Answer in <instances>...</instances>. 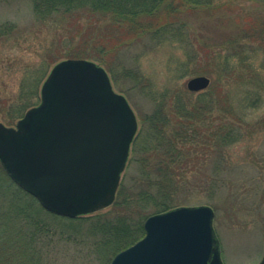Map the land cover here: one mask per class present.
I'll list each match as a JSON object with an SVG mask.
<instances>
[{"label": "rangeland", "instance_id": "1", "mask_svg": "<svg viewBox=\"0 0 264 264\" xmlns=\"http://www.w3.org/2000/svg\"><path fill=\"white\" fill-rule=\"evenodd\" d=\"M178 2L175 0L174 4ZM32 3V0H0V28L5 26L11 34L8 40H0V123L16 125L18 121L10 123L8 119L19 106L21 83L33 78L35 69L46 67L44 61L48 56L60 57L70 49L104 50L111 70L91 61L106 69L114 90L126 97L138 120L120 185L125 183L140 190L144 187L141 183L148 185L153 180L158 183L155 170L161 155L149 145L144 121L157 111L170 119L178 115L181 107L193 109L199 98L207 100L210 87L213 94L226 92L242 120L215 112L206 121L204 113L203 122L193 125L194 129L202 130L199 136L187 141L178 139V150L187 165H182L181 185L172 200L176 208L209 206L214 210L213 226L224 264H259L264 255V87L260 88L263 99L246 107V94L259 89L241 84L237 73L225 77L218 70L229 43L245 46L240 48L244 53L251 50L250 45L256 47L251 42L257 43L258 30L264 28V0H211L208 8L179 11L168 17L165 11L142 21L145 26L167 21L176 23V27L184 24L188 36L182 38L171 35L154 38L84 11L40 21L34 16ZM174 32L177 34V30ZM253 55L257 65L263 63V52ZM233 60L237 61L235 57ZM193 68L210 69L214 74L189 75ZM196 76L211 79V85L202 94L187 88L189 79ZM216 104L219 108L224 106L223 102ZM174 121L166 125L168 133L175 127ZM221 124L233 129L235 135V142L223 149L207 136L211 127ZM151 190L156 194L155 186ZM139 204L143 209L145 203ZM147 207L143 211L149 216L159 214L153 206ZM126 208L121 207L119 212ZM43 218L54 229L46 248V264L108 263L95 252L93 238L86 239L80 229L63 227L65 219L51 215Z\"/></svg>", "mask_w": 264, "mask_h": 264}, {"label": "water", "instance_id": "2", "mask_svg": "<svg viewBox=\"0 0 264 264\" xmlns=\"http://www.w3.org/2000/svg\"><path fill=\"white\" fill-rule=\"evenodd\" d=\"M210 85L207 76L187 82L190 92ZM137 130L134 110L103 66L65 59L44 81L38 105L15 126L0 123V162L48 212L71 219L93 215L114 204ZM214 216L209 206L151 215L144 237L110 264H224Z\"/></svg>", "mask_w": 264, "mask_h": 264}, {"label": "trees", "instance_id": "3", "mask_svg": "<svg viewBox=\"0 0 264 264\" xmlns=\"http://www.w3.org/2000/svg\"><path fill=\"white\" fill-rule=\"evenodd\" d=\"M210 1L180 0L176 5L174 4L175 0H32V4L34 16L40 21H49L55 17L63 18L68 14L84 11L90 16L108 18L112 23L128 27L129 31H140L142 34L154 38L169 35L182 38L184 35L188 36V30L183 27L184 24L176 27V23L167 21L159 22L157 26H145L142 25V21L146 17L160 16L161 12L165 11L168 17L179 11L188 12L197 8H208L212 4ZM174 29L177 30V34ZM8 32V28L5 26L0 28L1 41L8 40L7 38L11 35ZM257 37V43L251 42L256 47L253 48L250 45L251 50L247 53L240 49L245 46H241L239 43L235 45L229 43L225 47L226 55L220 58L221 67L218 70V73L225 77L237 73V81L241 79V84H245L249 89H259V92L246 94L247 97L244 101L246 107L247 105H256L263 99L260 88L264 87V73L262 72L264 71V61L257 65L253 54L255 52L264 54V28L258 30ZM105 53L104 50L95 52L86 49H70L60 57L48 56L44 61L47 66L35 69L33 78L28 77L21 83L19 106L14 109L8 122H17L28 109L39 104L41 86L55 63L68 58L88 59L111 70L110 63L105 60ZM233 57L236 58V62ZM201 74L212 75L214 72L210 69L203 70V68H193L189 72V75L192 76ZM216 102H223L224 106L219 108ZM192 107L193 109L179 107L180 118L176 115L175 118L168 119L163 116L164 114H158L159 111H157L147 121H144L147 124L146 138L149 145L161 153L155 170V174L159 178L157 179L158 183L156 180L149 181L148 185L141 183L147 188H138L140 190L133 189L123 183L118 190L116 202L108 211L74 219L52 214L42 208L33 196L19 188L9 178L0 163V264H46V248L49 246V239L52 240L54 235V229L49 228L44 222L43 216L46 215L65 219L67 222L63 227L72 230L80 229L86 239L93 238L95 252L101 258L106 259L107 264L117 253L143 238L145 235L144 223L149 217V213H144L143 209L151 205L156 213H162L176 208L172 196L174 197V194L179 192L183 177L182 165H187L186 159L181 158L182 152L178 150V139L187 141L199 136L202 130L200 127L194 129L193 125L196 122H203L202 114L204 113L207 115L206 121L209 120L208 116L215 112H224L230 117L241 119L227 93L213 94L212 87L207 90V100L206 97H201ZM173 121L175 127L171 133H168L165 127L168 122L171 125ZM210 129L208 138L212 142H216L221 149L228 148L235 142L233 129L226 127L225 124L213 126ZM152 186H155L156 194L152 192ZM139 203H145L143 209ZM120 206L127 208L119 212Z\"/></svg>", "mask_w": 264, "mask_h": 264}]
</instances>
